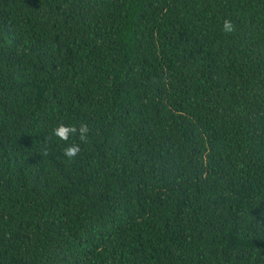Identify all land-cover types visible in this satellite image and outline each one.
Masks as SVG:
<instances>
[{
  "label": "trees",
  "instance_id": "1",
  "mask_svg": "<svg viewBox=\"0 0 264 264\" xmlns=\"http://www.w3.org/2000/svg\"><path fill=\"white\" fill-rule=\"evenodd\" d=\"M0 264H264V0H0Z\"/></svg>",
  "mask_w": 264,
  "mask_h": 264
},
{
  "label": "clouds",
  "instance_id": "2",
  "mask_svg": "<svg viewBox=\"0 0 264 264\" xmlns=\"http://www.w3.org/2000/svg\"><path fill=\"white\" fill-rule=\"evenodd\" d=\"M222 31L225 34H230L235 31V26L230 19L225 18L223 21ZM89 127L81 123L79 127L72 124H65L63 122L56 124L52 129V136L58 141L66 143V146L62 149L63 155L66 156L69 161L74 160L81 152L79 143H67L73 137L79 139L81 143L88 142ZM47 143V139H46ZM45 154H47V148H45Z\"/></svg>",
  "mask_w": 264,
  "mask_h": 264
}]
</instances>
